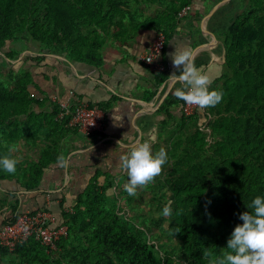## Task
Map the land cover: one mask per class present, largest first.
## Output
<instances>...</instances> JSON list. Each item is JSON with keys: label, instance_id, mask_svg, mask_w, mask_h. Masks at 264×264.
Segmentation results:
<instances>
[{"label": "trees", "instance_id": "16d2710c", "mask_svg": "<svg viewBox=\"0 0 264 264\" xmlns=\"http://www.w3.org/2000/svg\"><path fill=\"white\" fill-rule=\"evenodd\" d=\"M141 4V0H0V52L11 62L17 61L21 46L29 42L40 52L64 57L69 63L100 68L111 48L143 32H163L167 46L176 33L179 12L191 0H170L156 17L149 16ZM220 38L226 62L210 90L222 91V101L215 107L199 108L192 117L183 115L177 125L166 120L158 123L166 138L156 145L155 154L163 148L168 159L164 174L147 189L159 201L160 210L171 202L173 215L153 220V225L144 218L141 224L128 219L119 198L133 209V198L123 187L129 177L98 170L71 210L63 211L58 223L67 226L68 235L58 243L57 251L48 253L32 238L12 251L0 247L2 263L212 264L214 258L230 251L227 241L234 228L243 224L239 216L253 213L252 201L264 197V5L246 9L224 24ZM29 59L47 60L45 56ZM194 63L199 68L207 60ZM1 64L8 63L3 60ZM18 73L15 66L6 75L0 71V157H13L12 145L43 144L36 162L16 167L20 184L32 191L40 187L45 169L58 164L60 154L67 157L61 143L65 133L78 131L66 128L65 120L57 118L59 106L50 96L33 95L30 74ZM170 76L156 73V87L166 84ZM175 90L156 112L158 116L175 120L171 112L176 109L183 114L184 101L174 96ZM110 105L96 106L106 113ZM154 124L149 122L147 127ZM4 172L0 168V179L6 178ZM9 205L0 198V211ZM19 208L18 201L11 205V214L1 227L24 213ZM166 220V233L178 242L174 249H168L154 232V228L163 230ZM177 228L180 232L174 235ZM208 249L213 256L204 258Z\"/></svg>", "mask_w": 264, "mask_h": 264}, {"label": "crops", "instance_id": "0c3cea01", "mask_svg": "<svg viewBox=\"0 0 264 264\" xmlns=\"http://www.w3.org/2000/svg\"><path fill=\"white\" fill-rule=\"evenodd\" d=\"M169 1L164 0V4ZM259 3L264 5V0H191L188 15L179 19L176 33L171 36L163 55L170 75H179L172 63L173 54L188 49L192 55L196 52L192 57L194 62L207 60L199 69L210 77L211 83L219 78L226 62V50L220 38L224 24L227 26L243 11ZM155 33L143 32L136 39L111 48L100 68L75 63L69 77L54 80L51 96L61 101H72L74 93L90 105L110 102L104 130L92 138L78 137L82 134L72 131L65 133L61 143L62 149L68 151L67 167L53 164L46 168L38 189L26 191L19 182V170L16 169L14 175L4 172L6 178L0 179V198L10 205L0 211V229L16 201L21 212L46 209L60 222L63 211L72 207L98 170L115 176L125 174L121 157L130 154L132 146L149 142L153 152L159 141L166 138L164 132L160 134L158 123L166 120L177 125V119L183 116L180 109L171 112L175 120L158 116L156 112L174 89L185 86L177 82L169 87V80L157 88V72L138 59ZM203 45L209 46L200 48ZM152 93H156L153 98ZM149 122H155L153 128L147 127ZM41 147L42 143L37 147L20 143L16 154H11L24 166L38 160Z\"/></svg>", "mask_w": 264, "mask_h": 264}, {"label": "clouds", "instance_id": "9594fccd", "mask_svg": "<svg viewBox=\"0 0 264 264\" xmlns=\"http://www.w3.org/2000/svg\"><path fill=\"white\" fill-rule=\"evenodd\" d=\"M172 63L179 75L173 73L168 78L173 84L179 82L185 86L175 90L173 94L176 98L201 109L215 107L222 101V91L210 90V77L195 66L188 49L175 52ZM17 150L16 145L9 148L10 153ZM167 159L163 148L153 155L149 142H138L132 146L130 154L121 157V167L129 177L123 186L124 191L129 196H135L138 189L145 188L161 175ZM18 163L19 160L10 155L0 157V168L9 174H15ZM57 163L60 167H67L68 162L66 157L60 154ZM250 207L254 210L253 213L246 211L239 216L243 224L234 228L231 238L227 241V249L230 251L226 252L223 258H214L212 264H264V197L257 196ZM162 215H173L171 202L163 208ZM176 215H180V212ZM179 232L180 229L177 228L174 235ZM203 254L204 258L213 256L210 249L205 250Z\"/></svg>", "mask_w": 264, "mask_h": 264}, {"label": "built area", "instance_id": "2783aa9c", "mask_svg": "<svg viewBox=\"0 0 264 264\" xmlns=\"http://www.w3.org/2000/svg\"><path fill=\"white\" fill-rule=\"evenodd\" d=\"M190 9V6L183 8L179 12L178 18H185ZM166 41L167 37L163 32H156L153 41L138 59L145 65L152 67L154 72L169 73L170 67L163 61ZM51 102L58 104L59 115L57 118L65 120L66 128L75 129L86 137L103 132L106 124V113L98 106H91L79 99L74 93H72V101H61L57 96H54L51 98ZM198 109L199 107L190 106L184 102L183 115L188 118L192 117ZM67 235V226L58 224L57 218L52 212L46 210L27 211L14 222H8L1 227L0 247L12 251L17 245L35 238L50 253L58 250V243Z\"/></svg>", "mask_w": 264, "mask_h": 264}, {"label": "rangeland", "instance_id": "374dc122", "mask_svg": "<svg viewBox=\"0 0 264 264\" xmlns=\"http://www.w3.org/2000/svg\"><path fill=\"white\" fill-rule=\"evenodd\" d=\"M141 2V8L152 17H156L160 13L164 12L166 9L165 5H167L164 4V0H141ZM21 47L22 53L20 54L19 59L14 62L6 59L4 57V53L0 52V71L6 75L10 72L11 68L15 66L16 71L19 72L18 75H22L21 73L25 72L33 77L34 82L33 84H30L29 88L34 96L40 98L45 96H50L51 98L54 97L51 96L53 95L52 87L55 85L54 80L57 78L59 81L61 78H65V76L69 77L70 71H74L75 63H69L64 57H60L58 55L50 54L48 52H40V48L38 46L29 42L24 43ZM40 56H45L47 60L43 62H34L29 59L30 57ZM3 60L8 64H1ZM78 137L83 138V135H78ZM152 154L155 155V148ZM12 155L14 156V154ZM124 173L127 174L126 171H124ZM162 174H164V172H162ZM128 180H124V185L128 182ZM148 186L138 189L137 194L135 196H131L133 201L130 205H132L133 209H128V207H126L124 200H122L123 197H120L119 200L121 201L120 206L124 207L128 219L140 222L141 224L142 219L144 218V220H148L147 222L149 225H153V220L158 221L160 218H163V215L162 210H160L158 206L159 201L153 197L151 190L147 189ZM168 204L169 203L165 205ZM168 224L169 222L166 220L163 225L164 229L159 230L154 228V232L159 233L161 241L167 244L168 249H174L177 247L178 242L171 238L169 233H166L165 230L168 229ZM149 236L151 237L152 234H149ZM0 264H6V262L4 263L3 261L2 263L0 258Z\"/></svg>", "mask_w": 264, "mask_h": 264}, {"label": "water", "instance_id": "95a60500", "mask_svg": "<svg viewBox=\"0 0 264 264\" xmlns=\"http://www.w3.org/2000/svg\"><path fill=\"white\" fill-rule=\"evenodd\" d=\"M206 46H209V45H203L202 47H200V48H203V47H206ZM199 48V49H200ZM197 51V50H196ZM194 54H196V52L194 53ZM194 54L192 55V57H194ZM169 82H171V81H169ZM170 85H169V87H173V83L171 82V83H169Z\"/></svg>", "mask_w": 264, "mask_h": 264}]
</instances>
